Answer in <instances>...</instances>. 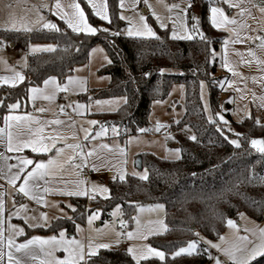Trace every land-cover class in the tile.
<instances>
[{
  "label": "snow or ice",
  "instance_id": "1",
  "mask_svg": "<svg viewBox=\"0 0 264 264\" xmlns=\"http://www.w3.org/2000/svg\"><path fill=\"white\" fill-rule=\"evenodd\" d=\"M206 5V7H205ZM11 8V4L6 5ZM36 7L35 19L16 18L11 13L9 14V22L2 28L4 34L0 35V63L8 66L6 58V49L15 47V39L10 37L12 33H27L48 30L51 33H59L66 40H70L68 30L76 35H83L85 38L96 37L102 35L105 41L113 48L117 49L115 43L117 38L131 40L133 43L139 44L145 41L155 40L161 41L163 38L159 35L158 30H163L166 37L173 41H188L196 42L202 46L205 52V70L202 73L206 80H199V97L202 104V111L206 114V121L212 126L215 134L223 141L236 149L241 148V139L243 138L250 144V148L259 153L261 160L257 161L264 165V137L248 138L244 134L237 133L232 128L231 123L226 119V114L231 113L240 117L239 122L243 123L244 119H252L254 126L264 129V123L259 117H255L247 110V105L241 108L239 105L234 109L225 108V104H236L237 100H245V93L250 94L253 103H257V107L264 109V87L261 88L259 95L255 91L247 88V80L249 77L244 76L238 70L240 64L245 67L252 68L255 66L261 73L259 76H252L253 83H258L264 86V35H257L258 31L251 26L249 21L260 23L264 19V4L256 3V0H113L110 5L109 0H69L63 3L62 0H54L52 4H41ZM58 18L57 21L47 18L43 15V10ZM162 9L163 11H158ZM259 14L260 19L257 17ZM101 23H96V21ZM62 22L64 27L60 26ZM106 22L107 26H102ZM123 23L124 27H120L119 23ZM207 25V29L205 28ZM208 30H216L227 35L216 37L213 39ZM251 33V34H250ZM31 37H25V50L21 52L20 60L17 64L21 68L28 67L29 55H34L41 52H54L56 45L53 44H33L30 42ZM258 42V43H256ZM220 45L218 52L213 44ZM256 44V48L249 47L247 49V59L245 54L234 46L238 44ZM231 51L239 57L238 62L230 59ZM257 50L261 55H257ZM103 51L97 46L92 49V52ZM119 55H123L122 51L117 50ZM143 56V52H139L137 59ZM105 61L108 64L112 60L105 55ZM230 73V76L216 77L214 73L208 70L209 65H216ZM12 75L0 76V85H9L16 87L25 82L26 77L23 71L16 70V65L10 67ZM159 73L164 75L169 70L160 68ZM199 71V65L192 69L193 75ZM128 82L131 84L137 83V78L131 72L127 73ZM151 72H144L142 78H147ZM238 82H245V88L240 89L236 85ZM31 83V82H29ZM43 87L32 86L27 88L28 99L36 101L38 98H43L46 101L55 100L58 93H69L70 91L87 92L86 82L68 75L65 81H58L56 76H48L42 80ZM210 86H216L221 91L232 90L234 95L227 101H223L217 105L218 111L213 110L210 102L205 101V89ZM183 89V85H179ZM132 92H139L138 87H134ZM171 95V93H169ZM134 99V96L131 98ZM117 104L122 103L127 107L130 103V97L123 95L116 98ZM155 104L163 103L162 99L154 100ZM113 101L96 100L95 105L98 110L102 105H108L109 111H119V108H112ZM0 106L6 107L9 112L2 117L3 126L0 127V264H94L93 257L98 256L99 250H112L118 247L123 240L133 241L140 239L146 241L150 235H159L160 230L167 231V225L160 224L159 229L150 230L144 233L140 230V222L138 217H131L135 221L136 228L132 231H126L127 222L124 219H119V229L116 228L115 222H105L104 229H97V235L104 234L106 229L111 230L112 238L107 241H94L89 238L87 245L75 236H70L63 224L72 223L76 232L82 231L76 219L84 218L85 213H88L86 220L90 227L94 221L100 218V209H88L84 207V211H79L78 204L67 202L64 207H60L57 202L54 206L58 208L59 215L49 217L47 212H39L32 214L35 210L30 209L29 205L23 202H18L17 197L27 198L29 201H35L37 204L49 206V201L45 199L48 194H59L68 198L85 197L89 201H96L97 194L103 195L105 199H116L111 196V190L100 182L91 181L86 178V173L80 172L82 168H90L92 172H100L107 170L110 179L114 183H124L129 175L127 171V156L128 146L138 137L128 135L124 147H120L119 165H115L106 158L97 156V159L90 161L89 158L96 155L95 149L85 150L86 142L89 139H96L107 136L109 128L101 125L99 131L92 135L91 126L98 125L97 120H87L89 127L81 125L83 132L84 143H64L58 147V143L67 140V136L59 131L56 126L62 125L64 121L61 119H52L43 121L39 117L31 113L17 114L16 110L21 108V101L5 104L3 99H0ZM59 112L67 115L65 109L71 108L73 112L83 116L91 110V105L88 103L73 102L67 105H59ZM175 105H173V109ZM38 112L44 113L45 108L37 109ZM130 123H133L130 121ZM182 121L175 119L171 124L156 121L151 128L154 133L165 132L166 140H176V133L171 131L173 125L176 126L177 132L185 136L195 143H199V137L192 131V125L183 124ZM50 129V131H46ZM148 127L136 126V131L140 134L149 132ZM127 125L124 126V132L129 133ZM111 132L114 136L120 135V128L113 124ZM234 136L235 138H230ZM73 137L75 134L73 133ZM103 148L112 150V146L103 144ZM25 149H30L31 153L36 154L34 157L23 155ZM66 149L71 150V154L64 156ZM176 159H181L182 147L169 149ZM54 155H47L53 153ZM12 153L14 155H8ZM45 156L47 158L45 159ZM63 157V158H62ZM9 160H15V163H9ZM77 160L79 162H77ZM136 161H133L135 166ZM65 165H70L78 170L79 178L72 182L74 187H69V181L60 180L59 184L63 187H50L49 177L56 175L63 170ZM132 176L138 177L141 180H148V170L143 172L133 171ZM195 175V174H193ZM249 183L253 179L264 181V176L258 175L255 171V165L251 168V176L246 178ZM19 182V183H18ZM43 182V183H41ZM15 189V192H9L8 187ZM131 203V202H130ZM255 203V201H253ZM151 207V206H150ZM156 208H163V205H155ZM260 207L264 210V204ZM65 208L73 213L69 215ZM139 211H143V207L139 206ZM122 216L121 204L116 203L114 210L110 216ZM222 215V214H221ZM243 217V213H240ZM23 220L27 228H52L51 220H56L57 224L54 231L58 234L43 237L33 235L27 238L25 227L12 223L13 218ZM229 228L236 229V222L232 219H227ZM247 231V229H246ZM26 237L23 242H17L16 237ZM219 242H213L202 237L198 232L195 233V239L185 242V246H181L171 255L172 258L186 255H204L212 264H225L219 258V254H223L227 262L230 264H251L257 257L264 256V228L259 229V243L249 241L247 236H240V243L229 247H224V236L218 237ZM43 254L44 258L38 255ZM63 250L66 255L63 259L53 255L56 250ZM211 249L217 250V255H213ZM127 255L134 264H142L152 258H157L161 262H166V253L160 250L159 247H154L144 243L142 245L130 244L125 249ZM27 258V259H25Z\"/></svg>",
  "mask_w": 264,
  "mask_h": 264
},
{
  "label": "trees",
  "instance_id": "2",
  "mask_svg": "<svg viewBox=\"0 0 264 264\" xmlns=\"http://www.w3.org/2000/svg\"><path fill=\"white\" fill-rule=\"evenodd\" d=\"M113 0H109L110 12ZM206 7V5H205ZM63 28L62 22H59ZM96 23H101L96 21ZM119 23V22H118ZM102 26H107L106 22ZM124 27L123 23H119ZM207 29V25H205ZM163 38L161 41H145L139 44L131 40L117 38V49H113L102 35L85 38L68 30L70 40H66L59 33H51L42 30L27 33H12L10 37H17L14 41L25 48V37L30 36L31 43L56 45L54 52H41L29 56V65L26 69L27 81L11 89L12 95L5 98V87L0 88V99L5 104L27 102V88L42 85V80L48 76H56L60 82L65 81L77 66L86 64L93 48L101 45L106 50L111 64L100 69L101 75L110 77V84L105 89L92 90L86 95L79 96L80 101L92 99H111L128 95L130 103L127 107L122 105L119 111L96 115L101 125H117L120 128L121 139L128 135H137L136 126L148 127L151 106L154 100H165L175 84H183L186 88L185 113L182 124L194 126L192 131L199 137L200 142L195 143L185 137L179 140L177 147H182V158L177 160L162 159L151 153H143L138 156L141 169L148 170L149 179L141 180L138 177L128 175L126 182L108 183L111 196L116 199H101L90 202L88 207L86 198H73V204L80 206L79 211L99 208L102 211V219L110 220V213L116 203L121 204L123 219L130 227L133 224L131 217H135L137 208L143 205L162 204L165 206V222L168 230L163 235L154 236L150 244L159 247L166 253V262L158 259H150L142 264H208L210 260L204 255L182 254L172 258V253L179 247L185 246V242L195 239L198 232L207 240H216L227 228V219L237 220L240 213L248 215L257 222L264 221V210L260 207L264 204V181L253 179L251 183L246 178L251 176V168L255 165L258 175L264 176V165L257 163L261 160L259 153L250 148V144L243 138L241 148L236 149L223 142L214 132V129L206 121V114L202 111V101L199 97V80H206L202 75L205 70V52L202 46L196 42L173 41L165 36L163 30H158ZM209 35L215 39L223 37L226 33L208 30ZM4 33L0 31V35ZM61 44L62 47H57ZM217 51L218 43L213 44ZM117 50L122 51L119 55ZM139 52L143 56L138 60ZM199 65V71L193 75L192 69ZM160 68L169 72L161 75ZM208 70L216 77H224L219 71V63L209 65ZM137 78L136 84L128 82V72ZM176 71L177 73H174ZM144 72H151L149 77L142 78ZM31 82V83H29ZM134 87L139 92L133 93ZM209 99L213 110L218 111L217 105L221 103L228 92L221 91L216 86H210ZM134 96V99H131ZM228 109L230 104H226ZM7 111L0 106V116ZM256 117L255 113H252ZM227 117L235 132L244 134L250 138L264 136V129L254 126L252 119H244L243 123H236ZM133 122V123H130ZM127 125L129 133L124 132ZM230 138H235L234 136ZM195 174V175H193ZM255 201V203H253ZM131 202V203H130ZM222 214V215H221ZM73 215V213H72ZM88 213L84 218H77L76 223H85ZM64 229L74 234L72 223H64ZM57 224L55 220L52 228L28 229L27 238L33 232L42 234H58L54 231ZM26 238V237H25ZM94 264H134L126 251L101 250L98 256L93 257ZM251 264H264V256L256 259Z\"/></svg>",
  "mask_w": 264,
  "mask_h": 264
},
{
  "label": "crops",
  "instance_id": "3",
  "mask_svg": "<svg viewBox=\"0 0 264 264\" xmlns=\"http://www.w3.org/2000/svg\"><path fill=\"white\" fill-rule=\"evenodd\" d=\"M171 1H173V0H171ZM62 2L67 3V2H69V0H62ZM98 2H99V0H98ZM45 3L52 4V3H54V0H0V29H2L9 22V14L10 13L16 18L35 19V15H36V7L35 6H39V5L45 4ZM256 3L264 4V0H256ZM8 4H11V8L6 7V5H8ZM43 15H45L47 18L52 19L54 21H57V19H58L56 17L51 16L46 9L43 10ZM257 17H258V19H260L258 13H257ZM249 23L251 24V26L253 28H256V29L264 28V19H261L260 23H256L254 21H249ZM255 34L264 35V31H258ZM256 43H258V42H256ZM33 44H41V43H33ZM20 46L21 45H19V44H15V47H9L6 49V58L8 60V66L6 67L5 64L0 63V76L12 75V72L10 71V67L13 65H16V70L23 71V73L26 77L25 81L28 80V78L26 76V69L27 68H21L17 64V62L20 60L21 52L25 50V48L22 46H21L22 49H20L19 48ZM98 46H99V48L103 49V51H97V52L91 51L87 63L80 65V66H77L74 69L73 73L71 74L73 77L79 78V79L86 82L87 92H80L77 90V91H70L67 94L58 93L55 100H53V101H46L43 98H38L36 101L33 102V101L27 99V102L21 103V108L16 110L17 114H22L25 112L31 113L34 116L39 117L43 121H48V120H52V119H61L62 121H64V123L62 125L56 126V128L67 136V140L59 142L57 145L58 147L63 146L64 143H84L83 142V132L81 131V125H83L84 127H89L86 123L87 120L91 119V120H97L99 122V120L96 118V115L116 112L115 110L109 111L108 105H102L101 108L98 110L97 106L95 105L96 100L113 101V104L111 105L112 108H119L120 109V107H122V105H123L122 103L117 104L115 102L116 98H118V97L111 98V99H92L89 101H80L79 100V96L86 95L89 92H91L92 90L105 89L110 84V81H111L110 77L106 76V75H101L99 73L100 69H102L103 67L108 65V63L104 59L105 55H107L108 58H109V56H108V54H107V52L103 46H101V45H98ZM231 47L232 46H230V52H229L230 59L234 62H238L240 58L237 57L235 55V53L231 51ZM234 47L236 49H238L239 51L243 52L245 54V59H247L248 58L247 57V49L249 47H252L255 49L256 44L255 43L238 44V45H235ZM219 51H220V49H219ZM257 55H261L259 50H257ZM28 65H29V57H28ZM238 70L241 73H243L244 76L249 77V79L246 82L247 88L252 90V91H255L257 93V95H259L261 92V88L264 86H262L258 83H253V81L251 80L252 76L261 75V73L257 70V68L255 66H253L252 68H248V67H245L244 65L240 64L238 67ZM219 71L222 74H227V76L231 75L230 73H227L226 70H223L220 67H219ZM19 85H21V84H19ZM19 85H17V86H19ZM236 86L239 87L240 89H244L245 88V82H238V84ZM2 87H5L7 89L4 97L5 98L10 97L12 95L11 89H13L14 87H11L9 85H0V88H2ZM40 87H43V84L40 85ZM226 92H228V95H226L224 97V99H223L224 101H227V99H229L232 96V94H234V92L232 90H227ZM245 95L247 98L243 101L249 100V104H250V108H248V111H249V109L250 110L252 109V113L253 112L255 113L253 106L254 105L257 106L258 102L253 103L251 95L247 94V93H245ZM73 102L88 103L91 105V110L89 112H86L83 116L77 114L76 112H73L71 108L65 109L67 115H64V114L59 112V108H58L59 105H67V104L73 103ZM34 104H35V106H33ZM227 104H230V103H227ZM41 107L46 109V111L44 113H40L37 111V109L41 108ZM233 108H235V106L233 107L231 105L230 109H233ZM262 110H264V109H262ZM8 112H9V110L7 109V111L4 115L8 114ZM2 117L0 116V127L3 126ZM100 126H101L100 123L98 125L91 126V129H92L91 134L94 135V133L96 131H99ZM106 127L109 128L107 136L99 137L96 139H89V141L86 142L85 150L95 149L96 155H94L93 157H90L89 158L90 161L96 160L97 156H99V157L106 158L108 161H110L111 163L118 166L119 160H120V154H119L118 149L120 147H124V144H125V141L127 140V138L125 140H122L121 135H119L118 137L114 136L113 133L111 132V126H106ZM46 131H50V129H46ZM176 132H177V128H176ZM73 133L75 134V137H73ZM120 134H121V132H120ZM156 134L157 133H154L153 135H149V134H147V135L150 137H154V135H156ZM138 135H140V133H138L137 135H134V136L137 137ZM180 135L181 136L179 137V139H178V137H176V140L179 141L185 137L182 134H180ZM103 144H108V145L112 146V150L109 151L108 149L103 148L102 147ZM175 146L177 148V142L176 141H175ZM153 148L159 149L156 146H153ZM153 148L148 147V150L150 149L151 153L156 154V151ZM0 150H2V149H0ZM144 150H147L146 146L138 144V143H137V145H136V143L133 144L132 147H131V144L128 146L127 171L129 173V175H131L133 169H140L138 167V156L143 154ZM22 154L28 155L30 157L36 156V154L31 153L30 149H25ZM70 154H71V150L66 149L64 156L66 157L67 155H70ZM8 155L11 156L14 154L8 153ZM47 155H54V152L49 153ZM46 158H47V156H45V159ZM133 161H136L135 166L133 165ZM8 162L9 163H15L16 161L15 160H9ZM77 162H79V161L77 160ZM133 166H134V168H133ZM85 169H88L90 171L91 175H90L89 180H91V181H97V182H100L102 184H106V183L112 181L110 179V175H109V172L107 170H102L100 172H92L90 170V168H82L79 171L85 173ZM78 178H79L78 170H76L74 167H72L70 165H65L63 170L59 171L56 175L48 178L50 180L49 186L53 187V188L63 187V185L59 184L58 181L66 180V181L70 182L68 185L69 187H74L75 185L72 182H75ZM0 183H6V182L0 181ZM41 183H43V182H41ZM8 191L11 193V192H15L16 190L9 186ZM97 196H100V195L97 194ZM80 198H85V197H80ZM45 199L49 201V206L37 204L35 201H29L27 198H26V200H23V199L21 200L20 197H17L18 202L26 203L29 205L30 209L35 210L32 214L35 215V214H38L39 212H47L49 217L57 216L60 214L58 208L54 206L57 202L60 203V207H64V204L67 202H70L73 204V201H72L73 198L70 199L66 196L59 195V194H48L45 196ZM155 205H162V204H155ZM155 205H143L142 207L144 210L142 212L138 210L139 207L137 208V212H136L135 217H138L139 222H140V230L144 233H148L150 230L159 229V225L161 223L166 225V222H165V216H166L165 206H163V208L158 209V208L154 207ZM65 211L68 212L69 215H72V213L70 211H68L66 208H65ZM121 218L123 219V216H121ZM54 221L55 220H51L50 223L52 224ZM110 221H111V218H110ZM118 221L116 223L117 229H119ZM234 221L236 222L237 228L232 229V228H229L227 225L225 232L221 235V236L225 237L224 242H222L224 247H229V246L236 245V244L240 243V241H239L240 236H247L249 241H256L257 243H259V229L264 228V221L263 222H257L254 219L250 218L248 215L243 216V217H241V215H239L238 219L234 220ZM12 223H15V224H18L20 226L25 227L26 234H27L28 229L34 230L33 228H27L24 225L23 220L17 219L15 217L13 218ZM99 226L104 227V223H100ZM83 228H84L83 229L84 232H83V234H81V236L77 237L76 233H74V234L69 233V235L75 236L78 240L83 241L85 243V245H87L89 238H91L94 241H107V240L112 238V234H109L108 232H105L102 235H97V232L94 228H92L91 230H87L85 226ZM135 228H136V224H135V221H133L132 226H130L129 230H127V231L135 230ZM36 229H39V228H36ZM246 229H247V231H246ZM159 230H160L159 235H163L166 233V231H163V229H159ZM167 230H168V227H167ZM33 235L48 237V236H52L54 234H42L40 232H33V234H31L30 237ZM154 236H158V235H150V236H148V239L146 241L140 240V239L128 241L127 239H125L122 241V243L118 247H114L113 249L125 251V249L130 244H136V245H142L144 243L150 244L149 241ZM30 237H28V238H30ZM24 239H25L24 236L16 237V240L18 243L23 242ZM213 242H219V240L216 239V240H213ZM101 250H103V249H101ZM101 250H99V252ZM37 252H38V255L41 256V258H44L43 254L39 253L38 249H37ZM211 252L213 255H217L216 249H211ZM53 255L57 258L63 259L66 255V253L61 249V250H56L53 253ZM260 257H262V256H260ZM260 257H257L256 259H258ZM219 258L222 261H224L225 264H230V262H227V259L223 254H219ZM25 259H27V258H25ZM255 260H253L252 262H254ZM208 264H212V261H210Z\"/></svg>",
  "mask_w": 264,
  "mask_h": 264
},
{
  "label": "rangeland",
  "instance_id": "4",
  "mask_svg": "<svg viewBox=\"0 0 264 264\" xmlns=\"http://www.w3.org/2000/svg\"><path fill=\"white\" fill-rule=\"evenodd\" d=\"M169 2H173V1L169 0ZM158 11H161L162 12L163 10L162 9H158ZM19 48L22 49L21 46ZM173 72L174 73H177L176 71H173ZM216 76H219V75L217 74ZM179 85H183V84H175L172 87L171 91H170L171 95H169L165 100H163V103H161V104H155L154 102L152 103L151 113H150V117H149V124H148V128L149 129L152 128V126L154 125V123L156 121H160V122H163V123L171 124V122L173 120H175V119L182 120V118L184 116V113H185L186 88L183 85L184 88L183 89H180L179 88ZM233 95L234 94H232V96ZM204 96H205V101L210 102V99H209V89H208V87L205 89ZM227 100H229V99H227ZM203 102L204 101H202V104H203ZM173 105H175V108L174 109H173ZM231 105L233 107L234 106L237 107V105H239L241 108H243L244 105H247V110H248V108H250L249 100H246V101L237 100V103L236 104H231ZM224 106L226 108V104ZM253 108L255 110L256 117H259V119L261 120V122L264 123V110L258 108L256 105H254ZM249 111L252 113V109L251 110L249 109ZM227 114H226V119L230 122V119L227 117ZM229 114L231 116V120L232 121H234L236 123L239 122V120H240V117L239 116L233 115L231 113H229ZM172 128L173 129L175 128L173 130V133H176V137H178V139H179V137L181 135L176 132V126L173 125ZM137 137H138V139L134 140V142L136 143V145L138 143V144H141V145L146 146V149L147 150H144L143 153H146L147 151H148L147 153H151V150L150 149L148 150V147L153 148V146H156L159 149L153 148L156 151V154H154L155 156H157L159 158H162V159H167V160H177L175 158V156L169 151V149L176 148L175 141H173V140H166L165 139V132H164V130H162L161 133H157L156 135H154V137H150L147 134H140ZM134 142L131 143V147H132L133 144H135ZM151 154H153V153H151ZM133 168H134V166H133ZM144 169H146V168H143L141 170L140 169H133L132 172L133 171L143 172ZM108 183L103 184V185H106L109 188ZM97 198L105 199L103 197V195L97 196ZM88 202H89L88 203V207L92 208V206L90 204V202H92V201H89L88 200ZM100 212H101L100 218L98 220H96V221L93 222V224L91 225V229L92 228H94L95 230H97V229H104L105 228V222H113L114 221L115 224H116L119 219H122L121 216L118 215L117 217H112L111 216V221L110 220H103L102 219V211L100 210ZM243 216H246V214L243 213ZM100 223H104V227L103 226H99ZM77 224H79L80 227H81V229H82V231H80L79 233H77L76 230H75V233L77 234V237H79V236H81V234H83V232H84L83 231V229H84L83 227L84 226L86 227L87 230H90V227L87 224V220L86 219H85V223L84 224H82V223H77ZM127 230H129V226L128 225L126 227V231ZM105 232H108L109 234H111V230L110 229H106ZM155 259H157V258H155Z\"/></svg>",
  "mask_w": 264,
  "mask_h": 264
},
{
  "label": "built area",
  "instance_id": "5",
  "mask_svg": "<svg viewBox=\"0 0 264 264\" xmlns=\"http://www.w3.org/2000/svg\"><path fill=\"white\" fill-rule=\"evenodd\" d=\"M57 47H62V45H61V44H58ZM33 106H35V104H34ZM173 130H174V129L171 128V131H173ZM147 134H149V135H153L154 132H152L151 129H150L149 132H148ZM85 173H86V178L89 180V179H90V175H91V174H90V171H89L88 169H85ZM23 200H26V198H23Z\"/></svg>",
  "mask_w": 264,
  "mask_h": 264
},
{
  "label": "water",
  "instance_id": "6",
  "mask_svg": "<svg viewBox=\"0 0 264 264\" xmlns=\"http://www.w3.org/2000/svg\"><path fill=\"white\" fill-rule=\"evenodd\" d=\"M138 167L141 169V162L138 159Z\"/></svg>",
  "mask_w": 264,
  "mask_h": 264
}]
</instances>
